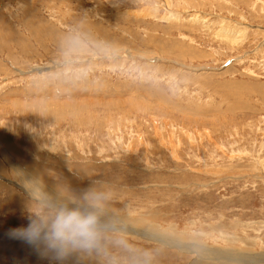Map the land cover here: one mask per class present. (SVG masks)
Segmentation results:
<instances>
[{"label":"rangeland","instance_id":"obj_1","mask_svg":"<svg viewBox=\"0 0 264 264\" xmlns=\"http://www.w3.org/2000/svg\"><path fill=\"white\" fill-rule=\"evenodd\" d=\"M33 178L103 194L78 264H264V0H0V264H50L8 235Z\"/></svg>","mask_w":264,"mask_h":264},{"label":"clouds","instance_id":"obj_2","mask_svg":"<svg viewBox=\"0 0 264 264\" xmlns=\"http://www.w3.org/2000/svg\"><path fill=\"white\" fill-rule=\"evenodd\" d=\"M92 54L110 58L113 53L107 47L95 45ZM87 37L73 36L69 41V54L87 55L89 52ZM74 60L67 62L70 75L85 77L88 68H72ZM34 188H25L31 209H28L26 226L9 231L10 238L25 242L50 264H78V261L93 254L107 255L106 245L109 233L116 229L102 218L104 196L96 189H90L79 195L55 197L41 191L35 195L38 181L30 179ZM115 243L123 244L122 240Z\"/></svg>","mask_w":264,"mask_h":264}]
</instances>
